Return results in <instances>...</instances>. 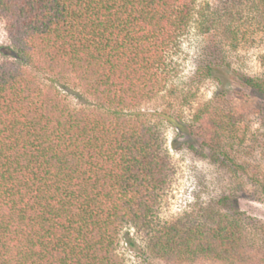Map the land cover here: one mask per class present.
I'll return each instance as SVG.
<instances>
[{"label": "trees", "instance_id": "obj_1", "mask_svg": "<svg viewBox=\"0 0 264 264\" xmlns=\"http://www.w3.org/2000/svg\"><path fill=\"white\" fill-rule=\"evenodd\" d=\"M197 2L0 0L12 51L0 61V264H122L119 236L130 227L172 262L264 264L245 231L259 219L235 192L184 219L160 217L176 168L160 125L137 108L174 78ZM251 2L253 18L226 8V20H212L221 40L200 71L224 75L233 69L224 48L250 41L253 24L264 29V0ZM237 76L264 117V75ZM66 77L93 107L70 104L58 86ZM207 105L191 124L173 120L185 133L204 124L222 135L226 145L202 139V156L242 174L264 201V171L234 145L248 140V122L228 103Z\"/></svg>", "mask_w": 264, "mask_h": 264}, {"label": "rangeland", "instance_id": "obj_2", "mask_svg": "<svg viewBox=\"0 0 264 264\" xmlns=\"http://www.w3.org/2000/svg\"><path fill=\"white\" fill-rule=\"evenodd\" d=\"M234 1L238 5H234ZM226 8L240 14L245 20L258 15L251 0H198L190 30L183 37L179 54L175 56L177 71L174 78L162 92L137 110L160 125L176 168L172 185L162 202L161 220L172 222L184 219L222 195L235 192L238 194L241 209L259 219L257 225L250 224L245 231L248 232L251 246L264 252V201L257 198L256 187L249 184L242 174H233L228 167L212 161L209 156L203 157L200 152L199 146L203 138L207 141L215 138L217 144L219 142L222 145H226V140L204 124H199L198 132L194 134L185 133L173 120L174 117L181 116L191 124L195 114L206 108L205 104L210 108L212 105L216 107L221 101L228 103V107L234 110V120L244 117V124L249 123H246L249 125L246 127L249 130L248 140L241 145L234 143L235 148L240 149L236 152L242 161L251 164V169L264 171V117L259 112V98L248 88L240 86L237 76L238 73L264 75V29L261 30L258 25L253 24L250 41L241 43L237 49L224 48V54L233 67H224V75L219 71L207 74L208 71L199 70L206 62L208 52L214 45L220 44L221 40V28L208 27L216 18L217 21L226 20ZM9 46L11 41L7 25L0 18V61L11 57ZM40 77L44 82H50L46 74L40 73ZM69 77L58 83L61 93L77 109L93 107L92 98L84 94ZM117 252L122 257V264H191L172 262L155 256L146 247L145 238L131 227L121 232ZM195 264L232 263L202 261Z\"/></svg>", "mask_w": 264, "mask_h": 264}]
</instances>
